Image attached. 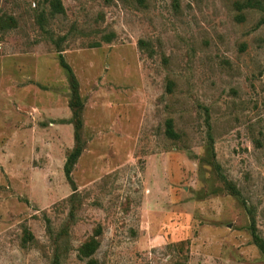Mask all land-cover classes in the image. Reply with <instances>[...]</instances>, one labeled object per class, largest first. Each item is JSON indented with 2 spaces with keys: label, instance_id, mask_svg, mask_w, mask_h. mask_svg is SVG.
<instances>
[{
  "label": "rangeland",
  "instance_id": "1",
  "mask_svg": "<svg viewBox=\"0 0 264 264\" xmlns=\"http://www.w3.org/2000/svg\"><path fill=\"white\" fill-rule=\"evenodd\" d=\"M60 1L0 0V264H264V11Z\"/></svg>",
  "mask_w": 264,
  "mask_h": 264
},
{
  "label": "trees",
  "instance_id": "2",
  "mask_svg": "<svg viewBox=\"0 0 264 264\" xmlns=\"http://www.w3.org/2000/svg\"><path fill=\"white\" fill-rule=\"evenodd\" d=\"M137 1L140 2L141 0H137ZM248 3L256 5V7H258L260 10L264 11V2H262L261 0H249ZM50 4H51V8L53 12L62 11V4L60 0H50ZM263 19H264V16H263ZM105 39L109 40L110 37H108L107 35ZM59 63L67 71V75H68V82H69V86L71 90V98L69 100V107L71 109L72 116H73V128H74V131H73L74 146L66 157V160L63 165V171H64L66 180L70 182L72 187H74V183L71 177V171L82 149L81 144H80V128L82 125L81 111L83 107V102L78 92V83H77L75 74L72 71L69 64L64 60L61 54L59 55ZM165 133L168 137H171V138H175L177 136V134L173 130L171 119H167L165 122ZM251 235H252L253 242L257 245L259 250L264 255V240L258 235L256 227H255V223L253 220L251 221ZM92 251H93V245L91 244V241L85 243L80 248V253L83 256H87ZM93 263L94 262L92 259H90L88 262V264H93Z\"/></svg>",
  "mask_w": 264,
  "mask_h": 264
}]
</instances>
